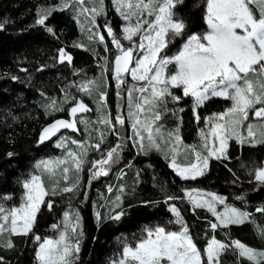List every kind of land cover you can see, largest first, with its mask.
I'll use <instances>...</instances> for the list:
<instances>
[{"label":"snow or ice","instance_id":"6c2138e0","mask_svg":"<svg viewBox=\"0 0 264 264\" xmlns=\"http://www.w3.org/2000/svg\"><path fill=\"white\" fill-rule=\"evenodd\" d=\"M111 2L124 21L120 36L110 23L104 25L116 51L111 72L118 89L117 96L123 99L121 90L127 84L126 77L130 76L134 83L126 89V116L118 105L113 117L107 111V91L99 92L97 111L100 115L96 123L105 126L108 132L115 133L116 125L123 127L127 119L131 122L132 132L127 139L141 153L147 154L151 150L162 152L165 159L169 160V167L182 180H195L204 176L212 159H228L230 141L252 147L264 145V0H206L204 20L207 31L188 36L180 51L173 56L166 55V51L177 37L184 34L186 28L184 21L177 19L174 11L183 0ZM73 4L78 6L77 21L81 32L87 33L89 43L102 44L105 52H108L105 34L96 23L97 17L107 15L105 0H61L57 7L39 10L36 24L45 26L52 12ZM80 17H84L83 22H80ZM3 28L4 24L0 23V29ZM46 30L54 34L52 28L47 27ZM122 41H127L129 46L125 47ZM74 46L85 47L82 44ZM65 61L71 63L72 56L61 48L59 62ZM108 65L105 56V72L108 71ZM98 88L96 80L77 86V90L87 96H92ZM173 89H182L183 97L191 98L197 123L201 121L198 109L211 99L231 101V106L224 111L203 118L204 127L198 132L199 145L185 144L179 126L166 131L161 123L169 99L173 102L182 99L181 96L173 95ZM70 99L73 106L67 112L71 119H54L45 126L39 136L40 144L51 141L61 130L79 132L81 129L78 124L85 125V130H88L90 122L82 114L92 109L83 100H76L68 93H65L62 103L67 104ZM44 107L48 115L66 111L55 99ZM177 111L183 112L184 109ZM96 131L99 133V142L94 145L60 136L56 146L65 149L64 155L42 159L35 164L37 172L22 183L24 192L18 206H6L5 202L12 197L0 196V236L9 234L7 242H0V247L11 249L14 247L11 236H28L31 233L38 244L35 250L36 264H77L81 250L78 237L83 235L79 212L65 211L60 223L51 225L58 233L55 238H42L34 233V228L44 208L49 211L53 208L52 201L46 200V197L76 192L80 183L79 173L86 164L91 165V178L96 179L107 176L112 165L119 161L125 146L123 137L106 152H101L99 159H87L90 151L99 152L107 140L104 131ZM69 144L74 145L75 149L70 148ZM189 155L193 158L191 162H187ZM180 156L184 157L186 163L178 162ZM71 172L77 174L73 183H69ZM45 177L53 181L51 191L46 186ZM61 180L67 186L60 188L58 193ZM254 181L259 187H264V167L254 170ZM108 191L112 192V188L109 187ZM120 192L121 195L111 202L109 214L104 219L119 221L126 214L122 208L124 189L121 188ZM183 196L193 210L206 209L215 217V222L210 223L213 232L218 228L243 225L251 220V213L227 205L225 198L216 193L186 189ZM174 199L180 197H167V201ZM218 204L224 205L223 211L217 210ZM256 211L264 213V206L258 207ZM169 212L174 216L169 224L179 225L178 231L167 230L164 226L145 227L142 238L134 247L125 243L120 258L113 264H221L222 254L229 250L248 264H264V250L254 249L239 240L226 243L213 235L201 251L175 204H169ZM95 215L97 222H101V213L97 211ZM257 227L264 238V227ZM73 237H77L75 242ZM0 264H3L2 257Z\"/></svg>","mask_w":264,"mask_h":264},{"label":"trees","instance_id":"16d2710c","mask_svg":"<svg viewBox=\"0 0 264 264\" xmlns=\"http://www.w3.org/2000/svg\"><path fill=\"white\" fill-rule=\"evenodd\" d=\"M58 2L59 0H0V23L4 24V28L0 29V196L12 197L5 202L9 207L20 203L24 192L22 183L34 171L36 160L60 153V148L54 142L40 144L38 141L45 125L60 117L69 119L66 116L67 109L73 102L70 99L67 104L62 103L65 93L76 99L87 96L80 93L77 86L89 75L99 72L103 74L101 48L74 46L84 40L76 19L70 13L57 10L48 17L45 26L36 24L38 11ZM205 3L206 0H183L182 4L176 6V15L186 24L183 35L206 30ZM110 10L111 8L109 13L114 16L112 19L116 28L119 29L121 20ZM47 27L52 28L54 34L48 32ZM61 48L72 56L71 63L59 62ZM102 90L108 92V99L113 103L114 89L108 91L104 85ZM52 99L62 104L66 111L46 114L44 106ZM188 101L190 103L187 105ZM179 105L184 109L181 113L182 136L188 143H193L198 139L203 118L224 111L231 105V101L223 98L208 101L198 109L201 116L199 123L194 118L190 97L184 98ZM94 115L95 111L87 119L90 122L88 134L99 135L96 129L108 134L105 126L91 121L90 116ZM79 127L81 130L78 134L84 133L83 124H79ZM109 140L113 139L110 137ZM125 155L121 165H124L127 172L121 180L116 172L105 177L107 179L103 182L91 183L86 196L88 173L85 167L84 175L79 173L80 182L84 181L82 186L79 183V189L82 187L83 192L47 197L46 200L52 201L53 208L50 211L44 208L38 216L34 233L42 238L54 233L51 225L58 223L65 211L78 210L83 213L84 226L77 264H110L121 256L126 242L135 245L142 238L144 226L172 220L174 216L169 212L168 206L173 203L190 227L201 251L213 235L226 243L237 239L258 250H264V238L260 236L257 227H264V213L256 211L258 207L264 206V187H259L254 181V170L264 167V145L252 147L232 141L228 159H212L206 174L195 180H182L169 167V160L159 153L137 155L131 145ZM121 181L127 186L122 204L126 214L119 221L104 219L110 209L109 199H115L114 195L108 194L107 185L113 184L115 187L112 190L115 191L116 183ZM49 182L53 185L52 180ZM60 187L61 182L57 188L58 193ZM194 188L210 189L226 195L228 203L251 213V220L243 225L218 228L213 232L210 223L215 222V217L206 209L193 210L183 196L184 190ZM169 196L180 199L167 201L166 197ZM97 211L102 217L99 223L95 215ZM11 240L13 248L0 247L3 264H36L35 250L38 244L34 241L33 234L13 235ZM221 264L248 262L239 260L229 250L222 254Z\"/></svg>","mask_w":264,"mask_h":264},{"label":"rangeland","instance_id":"374dc122","mask_svg":"<svg viewBox=\"0 0 264 264\" xmlns=\"http://www.w3.org/2000/svg\"><path fill=\"white\" fill-rule=\"evenodd\" d=\"M60 3H61V0H59L58 3L53 4L52 6H49V7L50 8L51 7H57V6L60 5ZM88 6L91 7L92 5H88ZM49 7H47V8H44L43 7L42 9H48ZM77 7H78L77 5L73 4V5H70L68 8H64L63 10L66 11V12H68V13H70L76 19V21H77V15H76ZM110 8H111L110 11L113 12V15H115L117 18H119L121 20V24H120V28L119 29L116 28V24L114 23V20L112 19V18H114V16L112 17V15L109 13V9ZM105 9H106L107 15L97 17L96 23L100 26V31L105 34V41L108 44V49H109L108 52H105L104 45H102V44H99V43H92V44H90L89 41H88V38H87V33L86 32L85 33H82L81 32V34L83 36V40H84V41H81V44L84 45V46H86V47L91 46V47H95V48H101V50H102V65H104V57L105 56H107L108 61H109L108 71L107 72H105L104 71V68H103V74H102V72H99V73L94 74V75H89L87 78H85L83 80V82L80 83V84H82V83H84L86 81H89V80H96L97 81V84L99 85V88L93 92V95L92 96H89L90 97V100L87 99L88 98L87 96H81V98L76 99V100H83V102L86 105H88V107L90 109H92V111H90L88 113L82 114L86 119H88L89 118L88 116L93 111H95V115L94 116H90L91 117L90 119L93 122H96L98 116L100 115V113L97 111V101L99 100V92L100 91H105V90H102L103 89V86L105 85V83L107 85V90L108 91H110L111 89H114V102L113 103H111L109 101V99H108V92H107V111L110 112L113 117H115V115L117 113V107H118V105L121 106V112L126 116V113H127L126 89H127V87H130L134 83L131 80L130 76L126 77L127 84L125 86H123V89L121 90V96L123 97V99H121V97H118L117 96L118 89L116 87V82H115V80H114V78L112 76V72H111V62L114 59V56L116 54V51H115L114 46L110 42V38L107 36V34H106L105 30H104V25L106 23H111V25H112L113 29L115 30L116 34L118 36H120L121 35V30H122V27H123V24H124V21L119 16V14L115 11V8L112 5L111 0H105ZM176 18L182 20L177 15H176ZM83 20H84V17H80V22H83ZM77 23H78V21H77ZM78 25H79V28H80V23H78ZM206 31H207V27H206V30H204L203 32H194V33L195 34H200V33L206 32ZM194 33L185 34V35H182L180 37H177V38H179V40H177V38L174 40V42L167 49L166 55L173 56V55L177 54L180 51L182 45L186 42L188 36H190V35H192ZM122 43L125 45V47H128L129 46V43L127 41H122ZM171 67L172 66H170V68ZM80 93H82V92H80ZM173 95L181 96L182 99L179 102H173V101H171V99H169V101L167 103V106H166L167 107V111L165 112L164 116L162 117L161 123L163 124L164 129L166 131L173 130V129L177 128V126H179L180 135L183 138L182 131H181V118H182L181 113L182 112H178L177 110L182 108L179 105V103H181L184 98H188V97H183L182 89H179V90L178 89H173ZM189 103H190V101H188V103H186V104L188 105ZM71 106H73V103H71L70 107ZM217 113H219V112H217ZM113 122H115V121H113ZM130 123L131 122L126 119L125 125L123 127H121L119 125H116V128H118V129H116V132L115 133L108 132V134H106L107 135V140H106L105 144H108V145L107 146H103V144H102L101 145V150L99 152L98 151H95V150L89 152V155L87 157V159L89 161L94 160V159H99L100 158V155H101V152H106L108 148L114 146L115 143H117V141H118V139L120 137H123L124 138V145L125 146H124L123 151L121 152L120 159H119V161L117 163H115V164L112 165V167H111V169H110V171H109V173H108L107 176H100V177H98L96 179H92L91 178V175H90V172H89V168L91 167V165L90 164H86L85 165V167L87 168L86 172L88 173V179L86 180V183L88 184V187H86V190H85L86 196H88V193H89V190H90L89 188L91 186V183L103 182V180L107 179L105 177H110V176L116 174V172L119 173V176H118V179L119 180H121L125 176V173L127 171L124 170V165H121V161L126 156L125 155V151H129L130 148H131V145L134 148V150H135V152H136L137 155L144 154V153H141L139 151V149L132 143L131 140L127 139L128 137H130L132 135ZM83 126H84L83 127L84 128V133H81V134H78V132L73 133V131L69 129L70 131L68 130V131L60 134L57 137V139L54 141L55 142L54 144L57 143V140L59 139L60 136L69 137L71 139L76 138V139H78V141H86L90 145H94V144L98 143L99 142V135H90V134H88V131L86 132V130H85V125H83ZM203 127H204V123H203V125H202L201 128H203ZM78 128H80L79 127V124H78ZM90 133H91V131H90ZM77 134L78 135H81V137H79ZM110 137L113 140H109ZM183 141H184L185 144H196V145H199V143H200L199 136H198V139L196 141H194L193 143H188L187 141L184 140V138H183ZM231 142L232 141H230V143H229V148H230ZM229 148H228V150H229ZM74 149H75V147H74ZM151 153H159V154H161V155L164 156V154L162 152H158L156 150H151V151H148L147 152V154H151ZM42 159H50V158H48V157H40V158H38L36 160L35 164L38 161L42 160ZM192 159L193 158L191 157V155H189L187 162H191ZM178 162L181 163V164L186 163V161H185V159H184L183 156L178 157ZM210 163H211V160L209 162V167H210ZM36 172H37V169L34 167V171L31 173V175L34 174V173H36ZM81 175H84V170L81 172ZM76 178H77V174L75 172H71L70 173V181H69V183H72L74 181V179H76ZM83 182H84L83 180L80 182V186L83 185ZM121 182H117L116 184H117L118 187L116 186L115 191L114 190H112V192H109L108 191V194H110V195L112 194V195H114L116 197L117 195H121L120 189L123 188L124 189V192L122 194V200H123V195L127 191V186H126V184H124L123 182L121 183ZM45 183H46V186L48 187L49 191H51L53 185L50 184L49 179L47 177H45ZM65 186H67L66 183L63 180H61V187L60 188H63ZM109 187H111L112 189H114L113 187H115V186H113V184L107 185V188L108 189H109ZM199 190H202V191H205V192L216 193L217 195H220V196H222V197L225 198V202H226L227 205H229L231 207H235V208H237V209H239L241 211L247 212L245 210H242V209H240V208H238L236 206H233L230 203H228L227 202V196L226 195L220 194L219 192H216V191L210 190V189H199ZM83 191L84 190L81 187L80 189L78 188L77 193L80 194ZM91 198H92V195H91ZM105 200H107V199H105ZM109 200H110L109 201V204H110L109 206H111V202L113 200H115V199H114V197H112ZM166 200H167V197H166ZM171 204H173V203H171ZM223 208H224V205H219V204L217 205V210L218 211H223ZM109 210L110 209H108L107 214H109ZM75 212H79L80 217L82 218V224L84 226L83 213H81L78 210L74 211L73 213H75ZM62 219H63V216L59 220V222L56 223V224H59ZM172 220H174V218ZM169 221L170 220H168L167 222H165L163 224H154V225H150V226L149 225L148 226H144V229H145V227L164 226V227H166L167 230H170V231H178L179 228H180V226L179 225H176V224H169ZM189 230H190V227H189ZM57 235H58L57 231H54V233L48 234L45 237L55 238ZM78 238L80 239V249H81L83 235L80 236V237H78ZM8 239H9V234L8 233H5V234H3V236H0V242H7ZM75 239H77V237H73V242H75ZM126 243H129V242H126ZM242 243H244V242H242ZM244 244L247 245V246H249L246 243H244ZM132 246L134 247L135 245H132ZM250 247H252V246H250ZM252 248H254V247H252ZM254 249H256V248H254ZM119 258H117V259H115L113 261H117ZM113 261L110 264H113Z\"/></svg>","mask_w":264,"mask_h":264},{"label":"crops","instance_id":"0c3cea01","mask_svg":"<svg viewBox=\"0 0 264 264\" xmlns=\"http://www.w3.org/2000/svg\"><path fill=\"white\" fill-rule=\"evenodd\" d=\"M75 140H78V139H76V138H74ZM55 143V142H54ZM56 145V144H55ZM70 148H73L74 149V145H71V144H69L68 145ZM64 153H65V149H62V148H60V153H58L56 156H52V157H48V158H54V157H62L63 155H64Z\"/></svg>","mask_w":264,"mask_h":264},{"label":"water","instance_id":"95a60500","mask_svg":"<svg viewBox=\"0 0 264 264\" xmlns=\"http://www.w3.org/2000/svg\"><path fill=\"white\" fill-rule=\"evenodd\" d=\"M58 119H68L67 117H60V118H58ZM53 121H51L50 123H52ZM50 123H48V124H50ZM47 124V125H48ZM47 125H45V126H47ZM44 126V127H45ZM68 129H65V130H61V133H59L58 135H57V137L60 135V134H62V133H64L65 131H67ZM57 137H54L51 141H46V142H54V140L57 138Z\"/></svg>","mask_w":264,"mask_h":264},{"label":"flooded vegetation","instance_id":"af4514ba","mask_svg":"<svg viewBox=\"0 0 264 264\" xmlns=\"http://www.w3.org/2000/svg\"><path fill=\"white\" fill-rule=\"evenodd\" d=\"M66 116H68V117H69V119H71V117L69 116V114H67Z\"/></svg>","mask_w":264,"mask_h":264},{"label":"bare ground","instance_id":"6f19581e","mask_svg":"<svg viewBox=\"0 0 264 264\" xmlns=\"http://www.w3.org/2000/svg\"><path fill=\"white\" fill-rule=\"evenodd\" d=\"M111 24V23H110ZM112 26V25H111Z\"/></svg>","mask_w":264,"mask_h":264}]
</instances>
